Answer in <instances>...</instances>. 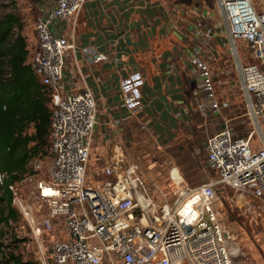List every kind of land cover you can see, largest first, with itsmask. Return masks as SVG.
Returning <instances> with one entry per match:
<instances>
[{"label":"built area","instance_id":"obj_1","mask_svg":"<svg viewBox=\"0 0 264 264\" xmlns=\"http://www.w3.org/2000/svg\"><path fill=\"white\" fill-rule=\"evenodd\" d=\"M87 1L39 0L31 65L52 107L49 165L33 159L32 173L10 183L0 173V193L10 191L28 229L17 233L21 253L39 264H234L229 233L215 204L220 186L264 202V4L215 0L226 30L223 38L202 16L192 25L190 59L200 80V114L208 119L230 107V101L219 105L215 100L212 41L221 38L232 54L252 128L241 133L228 120L208 136L202 167L212 174L189 185L188 175L176 173L172 178L182 185L177 199L158 205L145 193L137 162L125 169L106 168L107 179L99 187L87 182L97 101L90 89L68 90L63 83L67 54L76 47V20ZM56 19L65 26L58 23L54 32ZM241 39L251 61L240 52ZM144 81L140 72L123 79V106L129 111L143 108Z\"/></svg>","mask_w":264,"mask_h":264},{"label":"crops","instance_id":"obj_2","mask_svg":"<svg viewBox=\"0 0 264 264\" xmlns=\"http://www.w3.org/2000/svg\"><path fill=\"white\" fill-rule=\"evenodd\" d=\"M151 2L89 0L76 20V47L67 54L63 83L68 90L90 89L97 101L87 176L93 187L107 179L106 168L125 169L151 145L163 155L160 164L174 167L173 175H187L202 142L228 120L234 123L229 109L208 119L200 114V80L190 59L192 24L167 0L157 8ZM221 42L212 41L215 56ZM132 72L145 79L144 106L136 112L123 106L122 81Z\"/></svg>","mask_w":264,"mask_h":264},{"label":"rangeland","instance_id":"obj_3","mask_svg":"<svg viewBox=\"0 0 264 264\" xmlns=\"http://www.w3.org/2000/svg\"><path fill=\"white\" fill-rule=\"evenodd\" d=\"M152 4L158 7L163 0H152ZM174 11L183 15L193 25L202 16L207 24L218 31L223 38L226 34L224 24L215 0H167ZM264 0H255L254 5H263ZM175 5V6H174ZM40 12L37 0H0V21L8 14H15L23 24V34L26 36L31 53L36 50L35 24ZM221 54L215 56L211 67L214 75L216 90L215 100L220 105L223 101H230L229 112L234 118V125L241 133H246L252 127L245 115L244 100L242 97L239 76L233 64V57L227 47L222 46ZM238 47L247 61L252 58L248 54L247 42L239 40ZM258 141L255 137V142ZM197 152L199 159L192 168H188L189 185L201 183L204 180L205 142H202ZM163 158L160 151L153 146L144 149V154L137 161L139 163L146 181V195L156 204L169 203L172 205L177 199L182 185L173 178L171 170L173 166L160 164L157 159ZM44 167L49 165V157L43 159ZM158 161V162H157ZM201 162V164H199ZM191 168V169H190ZM206 171V170H205ZM211 172L207 171V174ZM212 174V173H211ZM208 178V177H207ZM215 210L223 229L229 233L230 247L234 251V264H264V202L253 197L242 194L233 189L220 186ZM16 233L28 231L24 221L20 218L14 223Z\"/></svg>","mask_w":264,"mask_h":264},{"label":"trees","instance_id":"obj_4","mask_svg":"<svg viewBox=\"0 0 264 264\" xmlns=\"http://www.w3.org/2000/svg\"><path fill=\"white\" fill-rule=\"evenodd\" d=\"M29 54L23 24L15 14L6 15L0 21V173L7 175V183L32 173L33 159L51 156V102L28 62ZM20 218L10 191L4 190L0 193V264H39L21 253L22 239L14 230Z\"/></svg>","mask_w":264,"mask_h":264},{"label":"water","instance_id":"obj_5","mask_svg":"<svg viewBox=\"0 0 264 264\" xmlns=\"http://www.w3.org/2000/svg\"><path fill=\"white\" fill-rule=\"evenodd\" d=\"M39 1V0H38ZM61 24L62 26H65V22L64 21H59L58 19L54 20L52 23H51V28L54 32H56V29H55V26L57 24Z\"/></svg>","mask_w":264,"mask_h":264}]
</instances>
